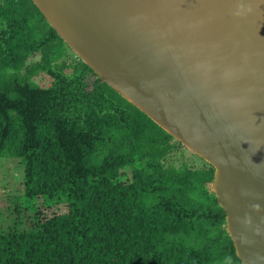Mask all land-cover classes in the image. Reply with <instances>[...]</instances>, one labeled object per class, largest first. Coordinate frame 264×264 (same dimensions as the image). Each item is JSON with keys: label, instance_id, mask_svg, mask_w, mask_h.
Wrapping results in <instances>:
<instances>
[{"label": "trees", "instance_id": "trees-1", "mask_svg": "<svg viewBox=\"0 0 264 264\" xmlns=\"http://www.w3.org/2000/svg\"><path fill=\"white\" fill-rule=\"evenodd\" d=\"M66 48L31 0H1L0 158L35 202L0 264H241L214 169L165 165L184 147L78 58L55 64Z\"/></svg>", "mask_w": 264, "mask_h": 264}, {"label": "water", "instance_id": "water-1", "mask_svg": "<svg viewBox=\"0 0 264 264\" xmlns=\"http://www.w3.org/2000/svg\"><path fill=\"white\" fill-rule=\"evenodd\" d=\"M102 82L213 169L241 264H264V0H31Z\"/></svg>", "mask_w": 264, "mask_h": 264}, {"label": "rangeland", "instance_id": "rangeland-1", "mask_svg": "<svg viewBox=\"0 0 264 264\" xmlns=\"http://www.w3.org/2000/svg\"><path fill=\"white\" fill-rule=\"evenodd\" d=\"M64 52L65 57L59 59L55 64L70 65L75 63L77 58L75 54L69 48H66ZM37 61L38 59H31L29 63ZM45 84H48V80L45 81ZM165 161V165H170L174 168L185 166L198 169L205 165L200 158L185 148H180L168 155ZM15 165L16 161L13 159L0 158V230L7 231L13 228L20 230L29 229L33 221V204L35 201H28L23 197L22 166L18 167L17 165L16 167ZM129 178L130 174L127 173L124 180H129ZM208 189L211 191L210 187ZM36 203L37 205L40 204L41 199ZM50 209L55 211L63 210L59 205H55Z\"/></svg>", "mask_w": 264, "mask_h": 264}]
</instances>
